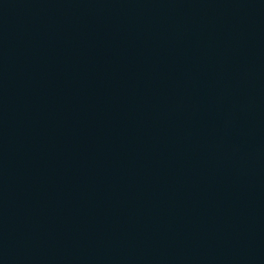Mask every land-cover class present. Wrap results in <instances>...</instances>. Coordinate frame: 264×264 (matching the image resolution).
<instances>
[{
  "label": "water",
  "instance_id": "95a60500",
  "mask_svg": "<svg viewBox=\"0 0 264 264\" xmlns=\"http://www.w3.org/2000/svg\"><path fill=\"white\" fill-rule=\"evenodd\" d=\"M0 264H264V0H0Z\"/></svg>",
  "mask_w": 264,
  "mask_h": 264
}]
</instances>
